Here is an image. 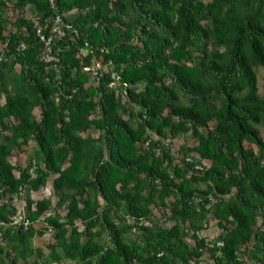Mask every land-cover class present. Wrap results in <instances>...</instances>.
<instances>
[{
  "label": "trees",
  "instance_id": "trees-1",
  "mask_svg": "<svg viewBox=\"0 0 264 264\" xmlns=\"http://www.w3.org/2000/svg\"><path fill=\"white\" fill-rule=\"evenodd\" d=\"M1 98L0 264H264V0H0Z\"/></svg>",
  "mask_w": 264,
  "mask_h": 264
},
{
  "label": "rangeland",
  "instance_id": "rangeland-1",
  "mask_svg": "<svg viewBox=\"0 0 264 264\" xmlns=\"http://www.w3.org/2000/svg\"><path fill=\"white\" fill-rule=\"evenodd\" d=\"M3 102H4V100L1 98L0 104H2ZM262 135H264V132L262 133ZM181 143H182V139L174 140L173 150L174 151L177 150L179 148V146L181 145ZM248 146H250L254 150L256 149V147L253 145H248ZM33 156H34L33 155V149H32V147H30V148H27L23 153L16 154L13 158L10 159V162L13 164L19 163V164L25 166L31 160V158H34ZM51 181H52V179L49 180L47 187L44 190L40 191L39 193H32L31 199L33 201H39V200L44 199V198H47V199L49 198L51 200L52 204L55 205L57 199L53 194ZM17 206L21 209L20 217H23L24 216V214H23V203L18 202ZM40 227H41V225H36L37 229H39ZM79 228L82 229L81 226H79ZM216 235H217V231L213 227L212 222H210L208 229L205 232L201 233V236L203 238L211 240V241L214 239V237ZM51 243H52V239H51L50 235L40 237V238L36 237L32 240V246L36 249H40L42 251L43 255H45V256L48 255V252H49V250L47 249V246L50 245ZM33 259L34 258H31L30 261H32ZM66 264H73V263H66Z\"/></svg>",
  "mask_w": 264,
  "mask_h": 264
},
{
  "label": "built area",
  "instance_id": "built-area-1",
  "mask_svg": "<svg viewBox=\"0 0 264 264\" xmlns=\"http://www.w3.org/2000/svg\"><path fill=\"white\" fill-rule=\"evenodd\" d=\"M57 21H60V19H57ZM54 33H58V29L54 28L52 30ZM37 35L41 38V40H45L44 36L41 33L40 28L37 30ZM46 41V45L49 44L50 42V38L45 40ZM79 55H84L83 52H81ZM55 60V59H53ZM101 69V65L97 60H93L91 65L89 67H85V71H88L91 78L95 79L98 76L99 70ZM196 170H202V168L200 166H196ZM13 224L17 225V226H21L24 229H27V227L29 226V221L28 220H24V218L17 216L13 219ZM196 236L199 240L203 239V237L201 236V233H196ZM204 245L207 248L213 249L214 247L216 248H220L223 246V243L221 241H218L216 243L212 242L211 240L205 239L204 238Z\"/></svg>",
  "mask_w": 264,
  "mask_h": 264
}]
</instances>
